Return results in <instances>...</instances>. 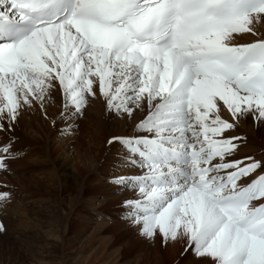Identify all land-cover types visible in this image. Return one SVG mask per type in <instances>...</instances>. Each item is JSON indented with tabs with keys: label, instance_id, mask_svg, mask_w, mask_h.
Returning <instances> with one entry per match:
<instances>
[{
	"label": "snow or ice",
	"instance_id": "snow-or-ice-1",
	"mask_svg": "<svg viewBox=\"0 0 264 264\" xmlns=\"http://www.w3.org/2000/svg\"><path fill=\"white\" fill-rule=\"evenodd\" d=\"M57 86L69 132L98 97L128 127L107 141L108 183L133 193L122 219L143 238L264 264V157L230 134L264 127V0H0V132ZM14 146L0 141V171ZM11 195L0 185V203Z\"/></svg>",
	"mask_w": 264,
	"mask_h": 264
},
{
	"label": "bare ground",
	"instance_id": "bare-ground-1",
	"mask_svg": "<svg viewBox=\"0 0 264 264\" xmlns=\"http://www.w3.org/2000/svg\"><path fill=\"white\" fill-rule=\"evenodd\" d=\"M254 39L255 37L249 34L245 35L241 42H251ZM53 95L55 97V103H46L43 110L38 105H34L32 108H25L21 111V114L14 125V128L18 127V130L20 131L17 136L11 133L6 134L5 132H0V141L6 140L8 136L11 135L15 138V150L22 149L21 152L23 154L25 153V156H30L29 160L27 157V160H24V156L15 159L11 164L9 173L0 171V182L2 183L0 185L4 186L6 182L7 186H14L12 190H24L26 192H28V190H31L32 192L39 190V186L35 185V182L39 180V177L34 178L32 175L31 178L23 177L24 171H27L29 169L27 167H31V164L38 168L37 170H41L39 171V175L44 178V182L47 181L46 184L54 185V183L57 182L56 180L60 179V173H58L59 169L57 167L58 163L56 161H59L61 158L62 160L65 159L64 153L66 150L58 143V141H54L53 139L55 138L56 140L55 136L59 132L57 129L68 119L65 118V120H60L59 117L61 111V93L58 86ZM224 116L230 119V116L226 112L224 113ZM39 117H42L43 119ZM43 120H46V123ZM67 123H72V121L68 120ZM75 124L76 127H79L78 129H75L73 132L66 130L67 134H70L68 135L66 144L67 147H69L70 140H73L72 136L74 134V139L77 143L73 147L72 152L76 158L72 160V167L61 166V168L63 171H66L67 175L74 178L73 185H70L71 187L76 188V199L80 195L85 184V181L80 174V168L87 171L86 173L90 172L89 175L96 171H100L101 174H103L105 169L103 164L108 160L110 161V159H113L114 151L107 143L108 139L113 134H123L126 131H129V129L122 120L106 109L102 98L99 97L95 100H90L88 107L84 110L83 116L76 119ZM230 134L246 135L247 142L243 145L240 151L241 156L251 155L257 159L264 157V127H259L254 124L251 118H248L247 120L242 119L237 131ZM85 137L88 138L86 140L89 141L88 145L90 147L96 148L97 145L99 146L98 150H102L103 156L101 159L82 150L80 144ZM24 148L26 149L23 150ZM53 151H55V154L59 155L52 157V154H54ZM78 165H80V167H78ZM46 166H49L50 169L47 170ZM110 171H114V168L112 167ZM33 172L34 171H32V173ZM99 181L100 180L97 182L92 181V183L96 185ZM101 188L104 191L102 194L105 196L103 199L99 200L100 202L96 200L98 203H102L107 197V200L109 197L112 198V201L116 200L114 196H110L108 189L109 186L107 184H102ZM132 196V194H129L128 198ZM72 198L73 197L69 198L66 203L69 211H66L65 208H61L59 200L53 202L48 196L45 198H38L37 208L33 209V207H25L26 217L23 221L29 222V225H24L27 228L24 226L16 227L14 211L4 212L5 204L4 202L0 203L1 214H5L2 219V223L5 225V231L0 232L3 243L1 244L0 249V264H74L76 261L79 262L77 264H81L82 260L85 261L89 259V256L76 257L75 255L76 253L79 254L82 252V249H80L81 246L84 247L87 243L92 242L93 237L90 236V234H93L100 227L96 229L94 226L95 229H93V232H89V234L86 235L88 232V223H83L81 235L78 237L80 240L76 239L74 242V245L77 243L79 247L72 248L67 244V249L70 250L65 248L66 241L68 243L71 239V237H69L70 232L67 229L69 227L68 224L73 220L72 218L70 219V213L74 211V202H72ZM94 199L95 198H89L88 201L87 199L83 201L88 203V205L89 203L94 205L93 203L96 202ZM118 199H120V197H118ZM97 209H100L98 204L92 209V212H98ZM80 216L84 219L83 214H80ZM102 216L104 215L97 213V219H100L99 217ZM48 218L50 220H47ZM85 218L88 219L86 215ZM99 224L100 223H97L96 227L99 226ZM8 238H12L13 241H9ZM14 243H19L20 246L15 248V246L12 245ZM137 257L135 264H154L150 256L139 255ZM85 262L86 263L84 264H93L90 260Z\"/></svg>",
	"mask_w": 264,
	"mask_h": 264
},
{
	"label": "rangeland",
	"instance_id": "rangeland-1",
	"mask_svg": "<svg viewBox=\"0 0 264 264\" xmlns=\"http://www.w3.org/2000/svg\"><path fill=\"white\" fill-rule=\"evenodd\" d=\"M39 118L43 119L42 117H39ZM44 122L46 123V120ZM66 122H68V120L63 122V125H61L58 129L56 128L57 131L59 132L55 136L56 140L55 138L53 139L54 141H58V143L66 150L64 153L65 159L62 160L61 158L59 159V161L58 160L56 161L58 163L57 167L59 169L58 173H60V177H59L60 179L59 180L57 179L56 180L57 182L54 183V185L46 184L47 181L44 182L43 181L44 178H42V176L39 175V171L41 170H37L38 168L34 167L31 164L30 165L31 167H27L29 169L27 171L26 170L24 171L23 177L24 176L28 178L29 177L31 178L32 176L34 178L39 177V180L35 182V185L39 186V190L34 191V192H32L31 190L30 191L28 190V192L24 190H16V189L12 190L14 186H7L6 182L4 184V186H6L7 189L11 191L12 195L9 201L4 202L5 209L3 211L4 212L14 211L15 213L14 216H15V221H16L15 224L17 225L15 226L23 227L25 224L26 226L29 225V222L23 221L24 218L26 217L25 207H33V209L37 208L38 198L40 197L45 198L48 196L50 200L53 202L59 200L60 202L59 204L61 205V208H65L66 211H69V209H67L66 203L68 202L69 198L73 197L72 202H74V207H73L74 211L70 213L71 215L70 219L72 218L73 220L70 221V223L68 224L69 227L67 229L70 232L69 237H71L72 241L71 239H70V242L68 243L66 241L65 248L66 249L68 248L67 244H69L72 248L79 247L77 243L76 245H74L75 244L74 242L76 239L80 240V238L78 239V237L81 235L83 223L85 222L88 223V226H87L88 232L86 233V235L89 234V232L90 233L93 232V229L95 228L97 229L98 227H100L93 234H90V236L93 237L92 242L87 243L88 244V245L86 244L87 246L86 245L84 247L81 246L83 247V248L80 247V249H82V252L79 254L76 253L75 255L76 257L89 256V259L85 261L90 260L91 263L93 262V264H135L138 258L137 256L139 255L150 256L154 264H201V262L197 258H194L191 251L185 253L184 251L185 246L181 242H175V243L169 242L167 244H164L161 242V238L159 234L156 235V238L154 240L145 239L139 234L138 227H134L129 222L122 219L123 209L121 208V203L122 201L128 198L129 194L133 195V193L131 191H118L115 186L108 183L109 177L114 174V171L111 172L110 170L114 164L115 149H113L114 151L113 159H110V161L108 160L107 162L103 164V167L105 168L104 169L105 175H104V172L103 174H101L100 171H96L95 173H91V175H89L90 172L86 173L87 171L80 168V174L82 178L84 179L85 184H84V188H82V191L80 192V195L78 196V198L75 199V196L77 195L76 188L71 187L70 185V184L73 185L74 178L70 175H67L66 171H63V169L61 168V166L72 167L71 166L73 162L72 160L76 158V156L72 152L73 147L77 143V141H75L74 139L75 138L74 134L72 136L73 140L72 139H71L72 141L70 140L69 147H67V144H66L68 140V135H70V134H67L66 132L67 130L66 125H65ZM78 128L79 127H76L75 129H78ZM18 132L20 133V131L18 130V127L17 128L15 127L13 128V131L11 132V134L13 135L15 134L17 136ZM86 139L88 138L85 137L82 140V143L80 144L82 150H85L91 155H94L101 159V157L103 156L102 150L99 151L98 150L99 146L97 145H96V148L90 147L88 145L89 141ZM25 149L26 148H24L23 150ZM15 151L20 153L18 157L24 156V160L30 159L29 155L25 156V153L23 154L21 152L22 149H16ZM54 152L55 151H53V153ZM57 155L59 154L54 153L52 154V157L54 156L56 157ZM78 167H80V165H78ZM46 168L47 170L50 169L49 166H46ZM32 171L34 172L32 173ZM121 174H125V173H121ZM98 180L100 181L96 185L92 183V181L97 182ZM0 184L2 183L0 182ZM102 184H107L109 186L108 189L110 192V196L111 197L114 196L116 200L112 201L111 200L112 198L110 197L107 200L108 198L107 197L106 199L102 201V203H98L100 202L99 200L103 199L105 196L102 194L104 192L103 189L101 188ZM118 197H120V199H118ZM89 198H95L94 200L95 201L97 200L98 202L97 201L94 202L93 203L94 205H92V203H89L88 205V203H85L83 200L87 199L88 201ZM97 204L99 205L100 209H97L98 212L94 213L92 212V209H94ZM97 213L98 214L100 213L104 216L99 217L100 219H97ZM80 214L84 215V219L81 218ZM85 215L88 219L85 218ZM4 216L5 214L4 213L1 214V211H0V224H3L2 219L4 218ZM47 220H50V219L48 218ZM97 223H100L101 225L99 224V226L96 227ZM3 226L5 225L3 224ZM10 240L13 241L12 238H10L9 241ZM1 244L3 243H2V238L0 235V249H1ZM12 245H14L15 248H18L20 246L19 243H14ZM102 245L104 248L102 247ZM67 250H70V249H67ZM85 261L82 260V262L81 261L80 262L81 264H84L86 263ZM77 263L79 262L76 261L74 264H77Z\"/></svg>",
	"mask_w": 264,
	"mask_h": 264
}]
</instances>
